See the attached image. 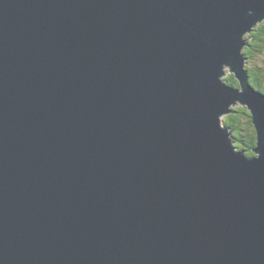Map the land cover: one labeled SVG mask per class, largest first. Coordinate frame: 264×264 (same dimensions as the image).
I'll return each mask as SVG.
<instances>
[{
    "label": "water",
    "instance_id": "1",
    "mask_svg": "<svg viewBox=\"0 0 264 264\" xmlns=\"http://www.w3.org/2000/svg\"><path fill=\"white\" fill-rule=\"evenodd\" d=\"M263 20L264 0H0V264H264L243 53Z\"/></svg>",
    "mask_w": 264,
    "mask_h": 264
},
{
    "label": "trees",
    "instance_id": "2",
    "mask_svg": "<svg viewBox=\"0 0 264 264\" xmlns=\"http://www.w3.org/2000/svg\"><path fill=\"white\" fill-rule=\"evenodd\" d=\"M246 45L243 48L245 55V68L248 71L249 80L253 87L264 93V68L261 66H248L249 61L256 54L264 53V20L258 23L247 35ZM225 82L237 86V80L233 74L224 76ZM235 111L222 117V122L231 131L238 149L246 155H253L252 147L255 145V131L251 123V117L246 107L235 106Z\"/></svg>",
    "mask_w": 264,
    "mask_h": 264
},
{
    "label": "rangeland",
    "instance_id": "3",
    "mask_svg": "<svg viewBox=\"0 0 264 264\" xmlns=\"http://www.w3.org/2000/svg\"><path fill=\"white\" fill-rule=\"evenodd\" d=\"M247 65L248 66H261L262 68H264V53L256 54L255 56H253V58H251L249 61H247ZM230 74H232V73H230L227 70L225 72L224 76H227Z\"/></svg>",
    "mask_w": 264,
    "mask_h": 264
}]
</instances>
